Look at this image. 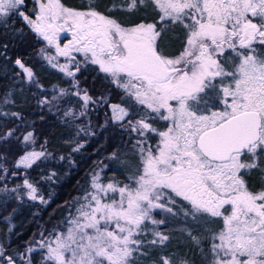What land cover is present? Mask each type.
<instances>
[{
    "label": "snow or ice",
    "instance_id": "6c2138e0",
    "mask_svg": "<svg viewBox=\"0 0 264 264\" xmlns=\"http://www.w3.org/2000/svg\"><path fill=\"white\" fill-rule=\"evenodd\" d=\"M37 2L39 11L33 19L22 10L25 0H0V20L16 13L55 46L58 56L68 58L76 72L81 62L72 53H83L85 64L98 65L145 109L139 119L126 121L129 109L110 105L112 121L138 137L133 147L138 149L141 166L122 185L112 180L104 183L99 173L94 174L90 191L75 199V213L66 218L65 230L47 237L40 234L37 246L46 249L42 264H139L138 258L149 254L145 248H162L170 240L158 230L165 221L153 217L156 209L183 216L185 221H222L209 237L184 229L196 246L203 238L211 240L208 264H264V189L251 191L244 179L251 170L264 172L260 164L264 159V53L257 48H264V0L114 3L110 11L131 12L151 3L159 13L155 23L128 27L92 4L77 10L61 0ZM167 24L180 25L186 33L184 46L175 56L158 43ZM61 32H71L63 46ZM227 50L234 56L225 58ZM47 59L51 62L53 57ZM15 64L29 81L34 80L31 68L19 58ZM59 67L75 76L67 65ZM65 91L60 89V94ZM209 91L215 93L211 107ZM83 101L85 107L94 103L86 90ZM70 114L71 110L65 116ZM153 119L166 122L167 127L158 129L150 122ZM14 132L9 129L0 141H7ZM152 135L158 137L154 145L149 142ZM33 137L30 131L23 140L34 142ZM81 147L77 145L74 151ZM44 155L43 151L24 153L16 166L31 167ZM245 156L251 159L243 160ZM0 169L7 172L3 165ZM23 184L27 195L38 199V189L28 179ZM20 187L4 186L0 192L14 193L19 199ZM25 251L31 253L34 248ZM5 252L0 244V264H17ZM18 255L25 264H32L24 253ZM152 264L174 262L162 255ZM177 264L191 261L181 258Z\"/></svg>",
    "mask_w": 264,
    "mask_h": 264
},
{
    "label": "trees",
    "instance_id": "16d2710c",
    "mask_svg": "<svg viewBox=\"0 0 264 264\" xmlns=\"http://www.w3.org/2000/svg\"><path fill=\"white\" fill-rule=\"evenodd\" d=\"M61 2L77 10H86L92 4L125 27L157 22L158 12L151 3L129 12L109 10L114 3L123 4L125 0ZM35 9L33 0H25L22 10L33 19ZM179 30L180 40L172 38L171 49L162 45L164 37L159 40V46L173 56L179 54L185 41L184 30ZM41 49H44L43 53ZM47 52L54 55L47 41L16 13L0 20V113H9L8 116L0 114V137L9 129H15L7 141H0V165L7 169L6 173L0 169V188L12 189L21 185L19 199L14 193L0 192V244L6 250L5 254L13 256L17 264H25L18 253H24L32 264H42L46 249L37 246L42 239L40 234L47 237L50 233L65 230L66 218L75 213V199L90 191L94 174L99 173L104 183L112 180L122 185L128 183L126 178L136 174L141 166L138 149L133 147L138 137L112 121L110 105L122 104L126 91L117 87L98 65L90 61L85 64L82 53L75 55V60L81 62L80 70L76 72L74 68L75 76L70 77L48 62ZM18 58L32 69L33 81H29L15 64ZM58 59L60 62L64 60L63 57ZM74 80L78 82L77 86H74ZM60 89L66 90L63 95ZM85 90L94 99V103L86 107L83 101ZM6 99L8 103L4 102ZM128 109L130 115L126 121L139 119L145 111L132 100ZM69 110L71 114L65 116ZM82 111L84 115H80ZM150 122L165 129L164 121L153 119ZM30 131L34 133V142L25 143L23 136ZM77 145L82 147L74 151ZM34 149L45 152V155L36 159L31 167L23 164L17 167V159ZM250 159L243 157V160ZM260 164L264 168V159ZM25 179L38 189V199L32 200L27 195L28 189L23 184ZM244 179L249 190L259 192L264 189V172L259 169L245 173ZM39 197H43L46 203ZM155 216L165 221L158 230L169 235L170 240L162 248H145L149 254L139 257V264H152L162 255L170 256L174 264L181 258L190 260L191 264H208L211 240L203 238L196 246L184 229H191L193 235L209 237L219 228L221 220L199 218L194 222L189 218L185 221L183 216L173 217L160 209ZM147 239L152 237L149 235ZM27 247H33L34 251L27 253Z\"/></svg>",
    "mask_w": 264,
    "mask_h": 264
},
{
    "label": "rangeland",
    "instance_id": "374dc122",
    "mask_svg": "<svg viewBox=\"0 0 264 264\" xmlns=\"http://www.w3.org/2000/svg\"><path fill=\"white\" fill-rule=\"evenodd\" d=\"M62 3V2H61ZM38 11H39V4H38V9H37V13H38ZM157 21H158V19H159V13H158V16H157ZM143 23H145V24H147L146 22H143ZM148 23H155V22H148ZM168 25H172V26H168ZM161 27V25L158 23L157 24V28L159 29ZM164 28H165V30L163 31V33H162V36L160 37V38H162V37H164L163 38V40H162V45H164V46H166V47H168L167 49H171L172 47H173V44H172V38H175V39H177L178 41L180 40L179 38L180 37H178L179 35H180V30H179V28L181 29H183V27L182 26H180V25H173V24H167V25H165L164 26ZM184 30V29H183ZM184 33H185V30H184ZM39 36V35H38ZM185 38H186V33H185ZM42 39H43V37H42ZM160 40V39H159ZM160 41H158V43H159ZM64 44H61V46H63ZM184 46V45H183ZM50 47L54 50V55H51V53L50 52H47L46 54H48L49 56L48 57H53V59H52V61L51 62H49V60H48V62L53 66V65H56V68H58L59 70H61L60 69V67H59V65H67L68 66V70L69 71H75V67L73 66V64L72 63H70L69 62V59L68 58H66V57H63L64 58V60L62 61V62H60V60L58 59L59 57H61V56H58V54L56 53V49H55V46L54 45H50ZM183 48V47H182ZM257 48H258V51H260L261 53H264V48H260L259 46H257ZM182 50V49H181ZM76 54H78V53H75V52H73L72 53V56L73 57H75V55ZM81 54V53H80ZM83 54V53H82ZM168 54V53H167ZM170 55V54H169ZM230 56H234V53L231 51V50H227L226 51V53H225V58H227V57H230ZM54 67V66H53ZM208 95H209V97H212L213 99H210L209 100V107H211V105L215 102V93L214 92H212V91H209V93H208ZM135 101L130 95H125L124 96V98H123V100H122V104H120L122 107H126V108H128V106H129V103H130V101ZM154 124V126L155 127H157L158 129H160V130H163V129H161L160 128V126L159 125H157V124H155V123H153ZM167 127V123H166V126H165V128ZM153 139V140H152ZM157 139H158V137H156V136H154V135H152V136H150V138H149V142L150 143H152L153 145L156 143V141H157ZM32 151H35V152H39L37 149H34V150H31V151H29V152H32ZM242 159H243V157H242ZM157 210H159V209H156V210H153V217L155 218V219H157V220H160L161 218H159L158 216H155V212L157 211ZM229 211H230V209H229ZM165 213V212H164ZM220 226H222V223H221V225ZM219 226V227H220ZM219 229V228H218ZM217 229V230H218Z\"/></svg>",
    "mask_w": 264,
    "mask_h": 264
},
{
    "label": "flooded vegetation",
    "instance_id": "af4514ba",
    "mask_svg": "<svg viewBox=\"0 0 264 264\" xmlns=\"http://www.w3.org/2000/svg\"><path fill=\"white\" fill-rule=\"evenodd\" d=\"M36 4V9H35V13H34V19H35V15L37 14V9H38V2L37 0H33ZM25 6V5H24ZM38 35V34H37ZM41 37V36H39ZM42 38V37H41ZM71 39V32H61L60 33V38H59V43L60 44H65L68 42V40ZM229 51V50H228Z\"/></svg>",
    "mask_w": 264,
    "mask_h": 264
}]
</instances>
